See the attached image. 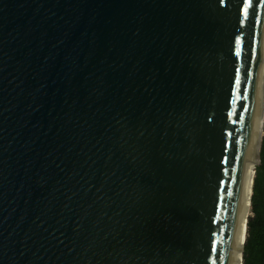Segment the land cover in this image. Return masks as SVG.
Wrapping results in <instances>:
<instances>
[{"label": "water", "instance_id": "water-1", "mask_svg": "<svg viewBox=\"0 0 264 264\" xmlns=\"http://www.w3.org/2000/svg\"><path fill=\"white\" fill-rule=\"evenodd\" d=\"M263 45L264 0H0V264H230Z\"/></svg>", "mask_w": 264, "mask_h": 264}, {"label": "bare ground", "instance_id": "bare-ground-1", "mask_svg": "<svg viewBox=\"0 0 264 264\" xmlns=\"http://www.w3.org/2000/svg\"><path fill=\"white\" fill-rule=\"evenodd\" d=\"M258 94L255 119L251 134V142L248 156L247 181L242 195L239 209L237 230L235 234L232 256L230 264H242V250L245 240L246 223L250 214V201L252 195V185L254 178V168L256 167L258 151L263 132L264 124V45L260 52L259 71L257 76ZM250 162V163H249Z\"/></svg>", "mask_w": 264, "mask_h": 264}, {"label": "trees", "instance_id": "trees-1", "mask_svg": "<svg viewBox=\"0 0 264 264\" xmlns=\"http://www.w3.org/2000/svg\"><path fill=\"white\" fill-rule=\"evenodd\" d=\"M254 171L242 264H264V124L259 148V163Z\"/></svg>", "mask_w": 264, "mask_h": 264}]
</instances>
